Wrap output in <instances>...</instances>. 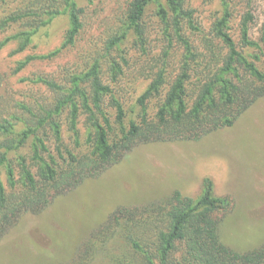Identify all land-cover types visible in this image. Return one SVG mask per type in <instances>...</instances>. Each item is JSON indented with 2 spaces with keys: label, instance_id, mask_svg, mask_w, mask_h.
Returning <instances> with one entry per match:
<instances>
[{
  "label": "rangeland",
  "instance_id": "1",
  "mask_svg": "<svg viewBox=\"0 0 264 264\" xmlns=\"http://www.w3.org/2000/svg\"><path fill=\"white\" fill-rule=\"evenodd\" d=\"M22 1L0 2V21L20 7ZM45 1L63 9L58 0ZM128 1L77 0L85 12L84 26L76 44L55 58L32 62L19 73V62L28 56L45 55L62 46L70 24L68 15H60L41 28L23 53L15 52L19 47L17 41L0 46V119L17 117L25 123L31 116L24 106L38 110L53 102L54 92L36 82L37 75L66 85L71 75L100 56L103 79L111 84L116 98L123 104L126 124L137 121L141 112L138 98L163 70L167 83L173 81L185 63L186 49L178 42L169 45L156 16L157 7L152 4L145 17L146 48L136 44V36L131 33L123 44L107 53L108 40L123 28ZM228 1L233 13L230 28L238 47L245 54H259L262 60L258 65L264 71L263 54L259 50L243 49L240 43V24L249 12L254 16L251 36L259 40L264 28V0ZM188 6L194 10V25L198 27L197 30L187 26L184 29L185 37L198 54L197 59L189 62L187 100L191 105L198 95L197 86L199 88L200 81L208 75L201 72L205 64L211 63L215 68L226 50L212 32L213 23L223 14L220 1L189 0ZM25 30L28 28L21 24L9 25L0 31V44ZM112 61L119 63L122 69L115 82L110 70ZM167 88L148 102L150 116L155 115ZM107 109L114 120L115 110ZM68 117L67 110L59 118L64 144L75 153H84L88 149L89 135L86 118H80L78 145ZM23 127L20 123L19 129ZM117 130L112 137L118 138ZM44 139L53 152L56 144L48 130ZM32 143L18 155L10 154L14 165L19 155L34 164ZM36 169L34 167L35 172ZM0 172L10 192L6 168H0ZM19 172L17 169L16 179L20 178ZM206 176L212 178L217 196H227L233 202L232 212L222 229L225 244L240 252L261 247L264 244V98L232 128L219 130L199 141L139 145L98 178L87 180L74 191L56 198L44 212L23 215L0 240V264H147L144 252L138 250L135 243L153 255L156 228L163 226V217L154 214L148 206L166 207L165 203L176 190L198 197ZM122 208L136 211L135 215H120L117 211ZM183 253V246L179 245L171 264H182Z\"/></svg>",
  "mask_w": 264,
  "mask_h": 264
},
{
  "label": "trees",
  "instance_id": "2",
  "mask_svg": "<svg viewBox=\"0 0 264 264\" xmlns=\"http://www.w3.org/2000/svg\"><path fill=\"white\" fill-rule=\"evenodd\" d=\"M7 0H0L6 2ZM56 1V0H54ZM63 9L54 7L51 1L23 0L21 6L0 21V31L9 25L21 24L28 30L20 31L6 38L0 46L17 41L23 53L33 43L38 31L48 26L56 17L68 15L69 29L65 41L55 51L45 55H30L19 62L17 72L23 71L32 62L52 59L63 50L76 44L83 29V14L77 0H58ZM92 1V0H90ZM223 14L212 25V32L221 41L226 52L215 68L206 63L201 72L208 74L200 81L198 95L193 103L187 100L190 82V61L198 58L190 41L184 35L185 27L197 30L194 25V10L189 0H129L124 12L123 28L107 42L105 50H114L123 44L131 33L136 44L146 48L148 36L145 17L148 8L156 5V16L163 26L169 45L178 42L185 46V63L180 73L169 84L165 70L157 73L147 90L138 98L141 112L137 121L126 124L127 112L116 98L110 83L103 79L101 57L92 59L87 67L71 75L67 84L37 75L36 82L53 91V102L40 106L38 110L24 108L31 118L24 121L17 117L0 119V168H6L11 191L0 172V240L16 225L23 215H39L58 197L66 195L87 180L96 179L109 168L119 164L124 157L139 145L199 141L205 136L222 129L232 128L237 120L260 99L264 98V71L258 65L261 56L247 55L238 47L230 24L233 13L228 0H219ZM253 0H249L251 3ZM188 6V7H187ZM254 16L249 12L240 24L242 48L259 50L264 56V28L258 41L251 36ZM169 50L165 52L167 57ZM112 82L122 72L119 63L111 62ZM198 81V82H199ZM154 116L148 112V102L163 94ZM109 103L106 106V103ZM107 107H112L114 120ZM69 113V128L76 143L79 141L80 118L85 116L88 127V149L75 153L66 147L62 124L59 118ZM23 123V129L19 124ZM117 130L118 138L111 134ZM47 130L55 140L56 148L50 151L44 136ZM33 141V163L19 155L14 165L10 154L18 155ZM36 167V172L34 171ZM20 178L16 179V171ZM166 207L151 204L150 211L163 217V226H157L156 250L151 255L139 243L138 250L144 252L147 264H171V258L183 246L182 264H264V244L253 250L237 251L226 245L222 237L225 220L233 209V202L227 196H217L211 177L203 179L201 194L194 198L176 190L169 197ZM146 211V210H145ZM120 215L133 217L134 210L122 208ZM124 215V216H125Z\"/></svg>",
  "mask_w": 264,
  "mask_h": 264
}]
</instances>
